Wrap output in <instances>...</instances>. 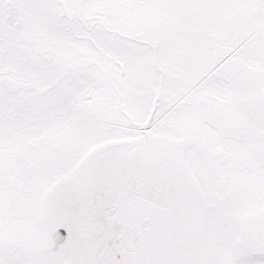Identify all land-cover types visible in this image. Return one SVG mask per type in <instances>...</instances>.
Wrapping results in <instances>:
<instances>
[{"label": "snow or ice", "instance_id": "snow-or-ice-1", "mask_svg": "<svg viewBox=\"0 0 264 264\" xmlns=\"http://www.w3.org/2000/svg\"><path fill=\"white\" fill-rule=\"evenodd\" d=\"M0 264H264V0H0Z\"/></svg>", "mask_w": 264, "mask_h": 264}]
</instances>
